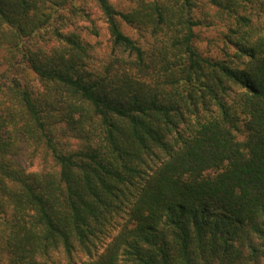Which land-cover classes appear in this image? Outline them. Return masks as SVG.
<instances>
[{
    "label": "trees",
    "instance_id": "16d2710c",
    "mask_svg": "<svg viewBox=\"0 0 264 264\" xmlns=\"http://www.w3.org/2000/svg\"><path fill=\"white\" fill-rule=\"evenodd\" d=\"M127 1L0 0V264H264V0Z\"/></svg>",
    "mask_w": 264,
    "mask_h": 264
},
{
    "label": "rangeland",
    "instance_id": "374dc122",
    "mask_svg": "<svg viewBox=\"0 0 264 264\" xmlns=\"http://www.w3.org/2000/svg\"><path fill=\"white\" fill-rule=\"evenodd\" d=\"M110 1L119 10H124L129 5V2L127 0H110ZM80 2H82V0H80ZM93 18L95 19L96 25L101 33L100 40L106 42V40L108 39V31H107L106 23L98 13H95ZM123 30L129 35L135 36V33L126 25H123ZM226 32H227L226 23L219 20L214 21L213 26L200 27L198 29L199 37L196 43L200 52L203 53L205 56L222 58V50L226 47L225 37H224V34ZM94 39L95 38H92L91 40L94 41Z\"/></svg>",
    "mask_w": 264,
    "mask_h": 264
}]
</instances>
